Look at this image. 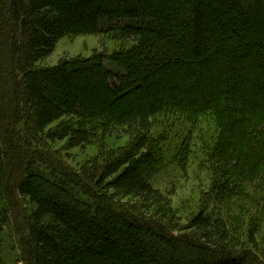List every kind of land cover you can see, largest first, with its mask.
Instances as JSON below:
<instances>
[{
	"label": "trees",
	"instance_id": "obj_1",
	"mask_svg": "<svg viewBox=\"0 0 264 264\" xmlns=\"http://www.w3.org/2000/svg\"><path fill=\"white\" fill-rule=\"evenodd\" d=\"M73 1L83 24L57 0H0V264H264V0ZM82 36L102 50L42 65ZM181 113L219 132L220 210L184 224L150 182L153 120ZM111 138L129 145L66 162Z\"/></svg>",
	"mask_w": 264,
	"mask_h": 264
},
{
	"label": "rangeland",
	"instance_id": "obj_2",
	"mask_svg": "<svg viewBox=\"0 0 264 264\" xmlns=\"http://www.w3.org/2000/svg\"><path fill=\"white\" fill-rule=\"evenodd\" d=\"M57 2L71 22L83 24L82 22L86 21L85 17L91 12L88 11L89 5L81 6L73 0H57ZM141 22L112 21L104 18L100 20L99 27L104 30L115 25L150 24L146 20H141ZM99 45V39L93 36H82L71 40L63 38L58 42L53 54L44 60L42 65L53 67L63 60L70 61L78 57L87 58L91 56L93 50H102ZM115 45L119 44H108L107 47L110 50ZM199 61L198 54L197 56H190V65ZM105 66L109 70L120 71L109 63H105ZM208 66L212 69L215 64L211 61ZM198 80L200 79L196 78L193 81L187 79L185 85L194 86L196 83L198 86ZM218 134L219 132L209 113L194 118L181 113L160 116L153 120L152 135L160 139L161 143L156 151L157 162L151 171L150 182L155 189L170 199L171 209L180 218L182 224L187 223V219L196 214L204 205H208V212L211 213H217L220 210V207L214 204L215 201L212 203L208 200L212 192V185L218 180L216 175L219 170L213 156ZM128 145L129 142L125 138H111L104 143L103 148L97 146L99 149L92 147L68 152L70 158L66 162L76 169L85 160L98 153L105 155L120 153ZM232 203L235 204L234 201ZM236 206L239 207L240 205L236 204ZM237 212L232 214L234 218L239 216L234 215ZM225 214L226 211H223L221 215ZM249 221L248 217H245L243 219L244 224L239 226V229L245 230ZM260 233L259 237H264V223ZM108 235L112 236L110 232ZM159 247L161 248V246ZM112 248L110 246L109 250L112 251ZM152 252L158 253L156 250Z\"/></svg>",
	"mask_w": 264,
	"mask_h": 264
}]
</instances>
